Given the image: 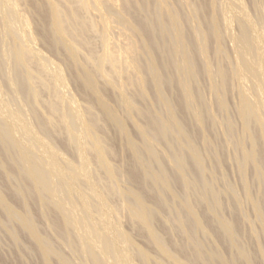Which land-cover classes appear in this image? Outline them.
I'll list each match as a JSON object with an SVG mask.
<instances>
[{
    "label": "bare ground",
    "instance_id": "1",
    "mask_svg": "<svg viewBox=\"0 0 264 264\" xmlns=\"http://www.w3.org/2000/svg\"><path fill=\"white\" fill-rule=\"evenodd\" d=\"M249 4L0 0V264H264Z\"/></svg>",
    "mask_w": 264,
    "mask_h": 264
},
{
    "label": "rangeland",
    "instance_id": "2",
    "mask_svg": "<svg viewBox=\"0 0 264 264\" xmlns=\"http://www.w3.org/2000/svg\"><path fill=\"white\" fill-rule=\"evenodd\" d=\"M245 2H246V4H248L249 5V11L251 12V13H253V11H251L252 9L250 8V4H249V0H244ZM262 2H264V0H262ZM23 8H24V6H23ZM22 7H21V9L22 10H24V11H22L21 10V12L24 14V15H27L26 17L28 18V22H29V30H30V32L35 36V34H36V28H35V25H34V22H33V20H32V18H31V16H29L28 14L29 13H27V9H23ZM25 13H27V14H25ZM259 27H261V28H263V30H264V18H261V21H260V24H259ZM0 31H3V27H2V25H1V23H0ZM34 48L36 49V50H38V51H40L44 56H46L47 58H49L51 61H53V62H56L57 64L59 63L60 65H61V60L59 59V57H57V56H55L53 53H51L47 48H45L38 40H35V43H34ZM60 60V61H59ZM68 81V80H67ZM67 87H68V90H69V92L68 93H70V94H68L70 97H72V99H75V102L79 105H82V103H83V101H82V98H81V96L77 93V91H76V89L72 86V84L68 81L67 82ZM231 168V169H230ZM226 169H227V171H228V177H229V180L232 182V183H236L235 185L237 186V184H238V177H237V174L235 173V170H234V168L232 167V166H230V165H226ZM234 170V171H233ZM234 172V173H233ZM237 181V182H236ZM239 187V186H238ZM121 226H122V228L124 229V230H129V228H128V224H126V223H124V222H122L121 223ZM136 241L138 242V243H143V241L139 238V237H137L136 238ZM8 242L6 241V240H4V244H7ZM7 249H4V251L5 252H7L6 251ZM8 253H11V251H8ZM10 259H12V260H16V259H14V258H10ZM24 259L25 260H28L29 258H28V256L27 255H25L24 256ZM4 264H11L10 263V261H4Z\"/></svg>",
    "mask_w": 264,
    "mask_h": 264
}]
</instances>
